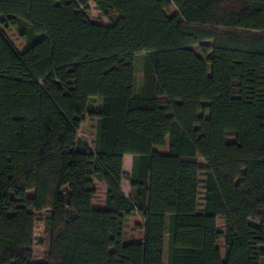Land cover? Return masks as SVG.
Returning a JSON list of instances; mask_svg holds the SVG:
<instances>
[{
	"label": "trees",
	"instance_id": "obj_1",
	"mask_svg": "<svg viewBox=\"0 0 264 264\" xmlns=\"http://www.w3.org/2000/svg\"><path fill=\"white\" fill-rule=\"evenodd\" d=\"M0 24L26 44L0 28V264H264V0H0Z\"/></svg>",
	"mask_w": 264,
	"mask_h": 264
},
{
	"label": "rangeland",
	"instance_id": "obj_2",
	"mask_svg": "<svg viewBox=\"0 0 264 264\" xmlns=\"http://www.w3.org/2000/svg\"><path fill=\"white\" fill-rule=\"evenodd\" d=\"M89 12L88 17L91 20L97 21L100 24H107V20L100 16L98 11L94 8L93 2L88 3ZM175 13L174 7H169L168 14ZM0 28L4 31L10 42L14 45V47L21 52L23 48L26 47V44L24 41L17 35V33L11 28H5L0 24ZM137 77H139V73L137 74ZM97 108V100L93 99L90 101L88 105V111H95ZM79 137L84 142V144L88 147L89 150L93 149V142H94V133H95V118L90 117L88 115L83 116V122L80 125L79 128ZM161 151H164V149H159ZM129 158H125L124 161V169L125 171L129 168L131 157L127 156ZM200 164L203 165L202 161H200ZM201 179L203 177L201 176ZM93 183L97 189V194L94 199L95 205H99L103 201V193H104V186L102 183H99L95 180H93ZM122 191L127 194L128 188L126 181H123V184L121 185ZM202 192L203 190L200 188V205L202 204ZM41 216V214H38ZM141 218L138 215H135L131 218H129L125 224L124 228V239L127 243H134L139 242L142 240L143 234L141 230ZM217 226L219 230H222L223 228V221L217 220ZM35 236L36 241L34 245V251L36 253V257L38 259L42 258V252H43V244L45 243V233L43 232V224L41 221H37L36 227H35ZM223 243L222 240H220V245ZM221 250V253L223 254V250Z\"/></svg>",
	"mask_w": 264,
	"mask_h": 264
},
{
	"label": "crops",
	"instance_id": "obj_3",
	"mask_svg": "<svg viewBox=\"0 0 264 264\" xmlns=\"http://www.w3.org/2000/svg\"><path fill=\"white\" fill-rule=\"evenodd\" d=\"M125 158H129L127 156H124V159H123V175L124 176H127L129 174V171H130V166H131V162H130V165H129V168L125 171L124 169V161H125ZM127 183V182H126ZM127 188H128V184H127ZM104 199V198H103ZM101 205H103V203H101Z\"/></svg>",
	"mask_w": 264,
	"mask_h": 264
},
{
	"label": "water",
	"instance_id": "obj_4",
	"mask_svg": "<svg viewBox=\"0 0 264 264\" xmlns=\"http://www.w3.org/2000/svg\"><path fill=\"white\" fill-rule=\"evenodd\" d=\"M65 199H66V203H68V202H67V196H65Z\"/></svg>",
	"mask_w": 264,
	"mask_h": 264
}]
</instances>
